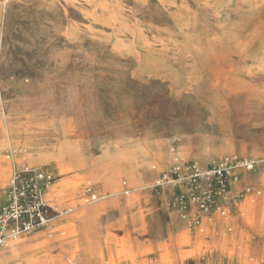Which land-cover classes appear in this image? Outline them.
<instances>
[{"label":"rangeland","instance_id":"rangeland-1","mask_svg":"<svg viewBox=\"0 0 264 264\" xmlns=\"http://www.w3.org/2000/svg\"><path fill=\"white\" fill-rule=\"evenodd\" d=\"M229 155L257 165L225 200L158 183ZM27 166L72 210L0 264H264V0H0V209Z\"/></svg>","mask_w":264,"mask_h":264},{"label":"built area","instance_id":"built-area-1","mask_svg":"<svg viewBox=\"0 0 264 264\" xmlns=\"http://www.w3.org/2000/svg\"><path fill=\"white\" fill-rule=\"evenodd\" d=\"M256 165L257 160L239 158L236 155L225 156L217 163L205 168L195 161L180 162L176 158L170 170L161 176L158 183H167L175 187H179L184 183L197 188L202 183L209 184L212 178H216L221 186L220 195L225 200L231 183L239 179L237 170L252 171ZM53 180V174L41 167L27 166L12 173L7 189V202L0 209V248L4 247L9 241L22 236H29L41 229L47 232L48 237L52 236L53 232L49 223L48 212L55 211L57 214H66L72 210L71 207H66L57 211L46 200V192ZM245 190L249 192L250 186H246ZM83 191L89 200L98 198V193L92 185H86ZM206 192H204L206 197L199 201L200 206L203 208H207L213 203L211 194ZM189 199V204L196 203L199 197L191 196ZM178 204L182 208H186L188 202L181 195L178 197ZM181 216L183 219H187V214L184 212ZM187 222L189 226H198L201 223L199 216L195 213L187 219Z\"/></svg>","mask_w":264,"mask_h":264},{"label":"bare ground","instance_id":"bare-ground-1","mask_svg":"<svg viewBox=\"0 0 264 264\" xmlns=\"http://www.w3.org/2000/svg\"><path fill=\"white\" fill-rule=\"evenodd\" d=\"M227 212H228V211H226V212H225V211H222V214L225 215V214H227ZM199 227H201V224L198 225V228H199Z\"/></svg>","mask_w":264,"mask_h":264},{"label":"crops","instance_id":"crops-1","mask_svg":"<svg viewBox=\"0 0 264 264\" xmlns=\"http://www.w3.org/2000/svg\"><path fill=\"white\" fill-rule=\"evenodd\" d=\"M9 243H7V245H8Z\"/></svg>","mask_w":264,"mask_h":264}]
</instances>
